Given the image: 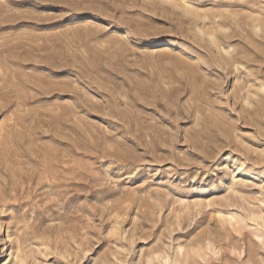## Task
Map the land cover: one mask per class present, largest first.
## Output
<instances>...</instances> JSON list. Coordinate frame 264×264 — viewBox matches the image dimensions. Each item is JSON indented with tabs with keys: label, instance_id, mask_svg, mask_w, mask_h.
Instances as JSON below:
<instances>
[{
	"label": "rangeland",
	"instance_id": "obj_1",
	"mask_svg": "<svg viewBox=\"0 0 264 264\" xmlns=\"http://www.w3.org/2000/svg\"><path fill=\"white\" fill-rule=\"evenodd\" d=\"M259 235L264 0H0V264H263Z\"/></svg>",
	"mask_w": 264,
	"mask_h": 264
},
{
	"label": "bare ground",
	"instance_id": "obj_2",
	"mask_svg": "<svg viewBox=\"0 0 264 264\" xmlns=\"http://www.w3.org/2000/svg\"><path fill=\"white\" fill-rule=\"evenodd\" d=\"M258 237L260 238V241L262 242V243H261L262 247H264V242H263V240H264V236H262V235L260 236V235H259ZM261 237H262V238H261ZM249 264H250V263H249Z\"/></svg>",
	"mask_w": 264,
	"mask_h": 264
},
{
	"label": "built area",
	"instance_id": "obj_3",
	"mask_svg": "<svg viewBox=\"0 0 264 264\" xmlns=\"http://www.w3.org/2000/svg\"><path fill=\"white\" fill-rule=\"evenodd\" d=\"M264 264V263H263Z\"/></svg>",
	"mask_w": 264,
	"mask_h": 264
}]
</instances>
